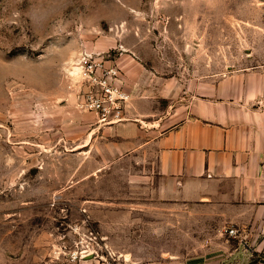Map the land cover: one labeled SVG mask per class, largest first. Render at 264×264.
Here are the masks:
<instances>
[{
    "label": "rangeland",
    "instance_id": "374dc122",
    "mask_svg": "<svg viewBox=\"0 0 264 264\" xmlns=\"http://www.w3.org/2000/svg\"><path fill=\"white\" fill-rule=\"evenodd\" d=\"M132 52L167 82L264 68V0H0V264H77L86 246L118 263L110 247L131 234L184 250L206 236L188 208L159 207L146 155L117 157L80 127L101 126L80 109L81 59L119 66L132 101L119 62Z\"/></svg>",
    "mask_w": 264,
    "mask_h": 264
},
{
    "label": "crops",
    "instance_id": "0c3cea01",
    "mask_svg": "<svg viewBox=\"0 0 264 264\" xmlns=\"http://www.w3.org/2000/svg\"><path fill=\"white\" fill-rule=\"evenodd\" d=\"M119 62L132 92L133 119L81 129H92V139L97 135L96 143L117 157L146 155L159 207L188 208L193 221L209 225L206 236L193 238L186 250L163 244L164 232L126 236V245L110 247L119 264H247L251 256H264V68L186 84L155 75L134 52ZM230 228L236 236L225 232ZM103 238L112 236L103 232ZM148 239L160 244L140 243Z\"/></svg>",
    "mask_w": 264,
    "mask_h": 264
},
{
    "label": "built area",
    "instance_id": "2783aa9c",
    "mask_svg": "<svg viewBox=\"0 0 264 264\" xmlns=\"http://www.w3.org/2000/svg\"><path fill=\"white\" fill-rule=\"evenodd\" d=\"M108 56V55H107ZM88 54L81 59L80 78L84 87L80 109L97 116L101 126H112L128 120L126 113L131 101L130 92L124 87L121 69L114 62ZM230 236H236L234 228L225 231ZM85 237L97 238L94 231ZM98 255L94 246H86L72 253V261H80ZM101 264H119L114 256H107Z\"/></svg>",
    "mask_w": 264,
    "mask_h": 264
}]
</instances>
